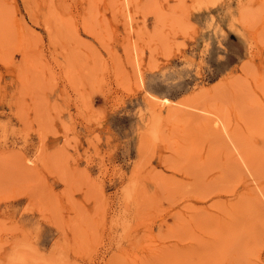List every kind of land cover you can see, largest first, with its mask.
<instances>
[{
    "label": "rangeland",
    "instance_id": "obj_1",
    "mask_svg": "<svg viewBox=\"0 0 264 264\" xmlns=\"http://www.w3.org/2000/svg\"><path fill=\"white\" fill-rule=\"evenodd\" d=\"M0 264H264V0H0Z\"/></svg>",
    "mask_w": 264,
    "mask_h": 264
},
{
    "label": "bare ground",
    "instance_id": "obj_2",
    "mask_svg": "<svg viewBox=\"0 0 264 264\" xmlns=\"http://www.w3.org/2000/svg\"><path fill=\"white\" fill-rule=\"evenodd\" d=\"M164 101H166L167 103H169V101H168L167 99H164ZM170 110L173 111L174 109H173V110L170 109ZM171 111L169 112V114H172ZM173 112H174V111H173ZM191 114H192V113H191ZM199 121H200V122L202 121L201 124L204 123V122H203L204 120H199ZM205 122H206V121H205ZM205 126H206V124H205ZM202 127H203V126H202ZM207 127H208V126H207ZM207 130H208V129H207ZM218 130H219V128H218ZM213 131H216V130H213ZM219 131H220V130H219ZM214 133H215V132H214ZM216 136H218V135H216ZM218 137H219V136H218ZM220 141H222V140H220ZM233 169H234V168H233ZM256 170H257V169H256ZM256 172H257V171H256ZM261 172H262V171H260V173H261ZM253 173H254V172H253ZM257 174H259V173L257 172ZM255 175H256V174H255ZM256 176H257V175H256ZM258 177H259V175H258ZM249 190L251 191V190H253V188H251V189H249ZM253 191H254V190H253ZM246 192H247V193H250L248 190H247ZM251 193H252V191H251ZM253 194H254V193H253ZM250 195H251V194H250ZM256 197H257V196H256ZM252 198H253V197H252ZM245 199H246V198H245ZM247 199H248V198H247ZM255 200H256V199H255ZM258 201H259V200H258ZM258 201H257V202H258ZM247 202H248V201H247ZM249 202H250V201H249ZM249 202H248V203H249ZM251 202H252V201H251ZM244 203H246V202H244ZM255 203H256V201H255ZM251 204H252V203H251ZM252 205L254 206V204H252Z\"/></svg>",
    "mask_w": 264,
    "mask_h": 264
}]
</instances>
